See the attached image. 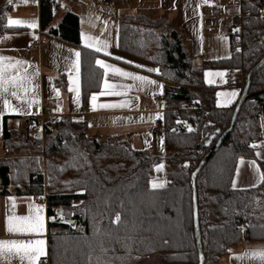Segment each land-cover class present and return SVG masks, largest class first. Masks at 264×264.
Wrapping results in <instances>:
<instances>
[{"label": "trees", "instance_id": "16d2710c", "mask_svg": "<svg viewBox=\"0 0 264 264\" xmlns=\"http://www.w3.org/2000/svg\"><path fill=\"white\" fill-rule=\"evenodd\" d=\"M58 3L40 0L41 27L81 48L87 98L100 86L99 52L82 44L75 11L67 9L52 26ZM262 3L243 0V9L255 12ZM5 20L2 12L1 26ZM243 41L242 52L233 50L229 58L197 67L166 16L120 17V48L158 65L155 75L163 82L168 108L164 155L134 148L122 135L91 138L87 123L71 116L45 122L41 138L5 127V150L17 155L0 156V194L46 190L51 264H143L152 255H162L168 264H198L191 175L211 148L205 141L228 128L237 102L219 107L218 85L207 82L204 71L242 67L247 77L264 57V18L245 20ZM249 92L232 132L197 177L205 264L219 262L245 234L264 240V181L249 188L232 185L239 159H257L253 143L263 137L264 62L253 70ZM189 100L195 107L186 109ZM30 119L40 125L37 118ZM178 121L181 128L175 127ZM160 161L166 163L169 184L153 188L150 179Z\"/></svg>", "mask_w": 264, "mask_h": 264}, {"label": "crops", "instance_id": "0c3cea01", "mask_svg": "<svg viewBox=\"0 0 264 264\" xmlns=\"http://www.w3.org/2000/svg\"><path fill=\"white\" fill-rule=\"evenodd\" d=\"M0 1L1 12L6 17L4 25L0 24V57L7 58L0 61V65L15 66L9 67L5 73L9 81L7 91L0 88V156L7 152L4 147L5 127L27 132L30 127L38 126L30 119L34 117L45 123L71 116L87 123L86 133L91 138L122 135L134 148L154 151L163 139L165 142L168 108L163 97L164 85L155 75L158 65L154 61L120 48V17L125 14H145L153 18L166 16L183 36L193 64L200 67L209 61L231 56V31L236 27L237 14L241 9L234 0H219L223 10L219 25L211 31H204L200 12L207 0H119L115 7L106 0H59L60 10L55 12L52 26H57L65 11L71 9L79 16L82 44L94 50L100 48L95 58V64L102 70L100 86L85 98L81 48L42 29L40 0H12L15 10L11 13L7 12L9 0ZM10 19L26 23L10 26ZM30 23L36 26L29 27ZM39 38L43 47L29 48V44ZM76 53H79L78 57ZM98 60L110 67H101ZM114 69L132 76H122ZM229 71L232 70L206 68L204 71L206 81L218 85L219 107L234 104L243 89L239 77L237 80L226 77ZM133 76L146 79L140 81ZM13 78L14 84L11 82ZM233 92L235 96L230 95ZM45 101L49 108L42 117ZM158 122H165V127H162L164 136L162 128L155 130ZM253 145L257 159H239L232 182L235 188H249L262 182L264 171L259 160L264 163V129L261 141ZM37 215L43 224L40 232L8 231L9 218H35ZM50 219L47 202L35 200L34 195L0 194V242L28 244L42 240L45 253L42 256H45L48 254ZM260 251H264V240L250 239L245 234L240 243L216 264H264V260L252 255ZM22 255L15 251L5 253L0 256V264H37L38 260L30 262L27 258L21 259Z\"/></svg>", "mask_w": 264, "mask_h": 264}, {"label": "built area", "instance_id": "2783aa9c", "mask_svg": "<svg viewBox=\"0 0 264 264\" xmlns=\"http://www.w3.org/2000/svg\"><path fill=\"white\" fill-rule=\"evenodd\" d=\"M106 2L111 6L115 7L119 0H106ZM235 5H239L241 7L240 11L237 14L238 22L236 24V27L232 30V42H233V50L234 51H243V34H244V22L247 18L249 17H257V18H264V0L262 5H260L255 12H252L250 10H244L243 9V0H234ZM15 10V4L14 3H9L7 5V12L11 13ZM60 10V5L56 6V11ZM201 23H202V29L204 31H211L215 28L218 27L219 21L221 19V16L223 14V10L221 6L219 5V0H207L205 4L201 6ZM42 48L43 47V41L41 38H39L37 41H32L29 44V48ZM243 71V70H241ZM240 75L243 77V73L241 72ZM226 77L230 78L232 77L231 71H229L226 74ZM184 107L186 109L188 108H194L195 103L192 100L184 102ZM43 110V115L44 116V111H46L49 108L48 102H44L42 106ZM183 126L181 121L176 122L175 127L176 128H181ZM162 127H165V122L161 123L158 122L155 125V130L158 131ZM40 130H39V129ZM39 130V131H38ZM29 133H41L42 136L44 134V123H40L39 126H32L28 130ZM8 154V152H6ZM34 199L37 201H45L46 202V190L44 193L39 194V195H34ZM55 218L58 216V214L53 215ZM37 264H51L49 255H45L39 258Z\"/></svg>", "mask_w": 264, "mask_h": 264}, {"label": "snow or ice", "instance_id": "6c2138e0", "mask_svg": "<svg viewBox=\"0 0 264 264\" xmlns=\"http://www.w3.org/2000/svg\"><path fill=\"white\" fill-rule=\"evenodd\" d=\"M12 0H9V3H11ZM26 23L25 21L21 20H14L10 19L9 20V25L14 26V25H20ZM35 23H30L29 27H35ZM97 51L100 50V48L96 49ZM77 57L79 56V53H76ZM7 58L0 57V61H3ZM19 63V62H17ZM98 64L101 65V67L108 68L110 66L105 65L103 61H97ZM9 67H15L14 65H0V88L3 89V91H7L6 84L9 82L5 78V73ZM115 72L119 73L122 76H132L131 73L127 72H122L120 69H114ZM133 79L140 80V81H145V77H140V76H133ZM13 84L15 83V78L12 79L11 81ZM148 83H154L153 81H148ZM13 95H16L15 92L12 93ZM224 95V94H221ZM230 95L235 96L236 93H231ZM93 101L96 100V97H92ZM8 102L5 101V104ZM102 107H105V105H102ZM191 130V129H190ZM261 180L264 181V176L261 177ZM163 184H157L153 183L152 187H162ZM117 221H119V217L116 218ZM43 228V224L41 221V218L39 215H37L35 218H29V217H17V218H9V223H8V231L9 232H40ZM44 241L42 240H36V241H30L28 244H17L16 242H0V256H3L5 253H12L15 251L17 255L23 253L21 256V259L27 258L30 262L37 261L39 260V257L44 255ZM252 255L254 257H258L261 260H264V251L260 252H253Z\"/></svg>", "mask_w": 264, "mask_h": 264}, {"label": "water", "instance_id": "95a60500", "mask_svg": "<svg viewBox=\"0 0 264 264\" xmlns=\"http://www.w3.org/2000/svg\"><path fill=\"white\" fill-rule=\"evenodd\" d=\"M264 62V57L257 63L255 67L250 70V72L247 74L246 77V82L245 85L242 89V92L236 102V106L234 109L233 116L231 118V122L228 126V128L222 132L219 136L218 133L220 132L219 130L215 133H212L207 140L205 141L206 146H211L209 151L205 154L201 162L198 164V166L195 168V170L192 172L191 175V180H192V187H193V217H194V228H195V234H196V241H197V249H198V264H205L206 263V256L203 252V246L201 242V235H200V214H199V203H198V192H197V177L203 167L206 165L207 161L209 158L214 154L215 150L220 147V145L223 143L224 139L226 136L232 132L236 121L237 117L239 115V112L241 110V107L243 103L251 97V93L249 92L250 90V85H251V75L253 70L261 65ZM36 137L41 138L42 134L41 133H36ZM215 141V142H214Z\"/></svg>", "mask_w": 264, "mask_h": 264}, {"label": "rangeland", "instance_id": "374dc122", "mask_svg": "<svg viewBox=\"0 0 264 264\" xmlns=\"http://www.w3.org/2000/svg\"><path fill=\"white\" fill-rule=\"evenodd\" d=\"M1 5H2V2L0 1V15L2 13L1 12V9H2ZM8 17L9 16H7V19H8ZM231 70H232L231 74H232L233 80H237V77H239V80L241 81V83L244 87V84L246 82V71L242 67H240L238 69H231ZM241 70H243V71H241ZM241 72L244 74L243 77L240 75ZM18 128H19V126H17L16 129H18ZM161 134H163V136H164V128H162ZM165 148H166L165 142L163 139V141L160 142V144H158V148L155 149L153 152L160 154V155H164ZM10 155L15 156L17 154H11V152H8V154L7 153L4 154V156H10ZM154 182L157 184H163V186H166L167 184H169L167 166H166L165 161H160L154 165L153 174H152L151 179H150L151 186L153 185ZM143 264H168V263L164 260L162 255H152V256L147 257L144 260Z\"/></svg>", "mask_w": 264, "mask_h": 264}]
</instances>
